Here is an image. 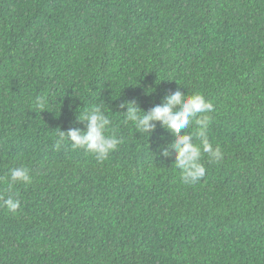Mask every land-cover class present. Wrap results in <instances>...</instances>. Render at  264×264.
<instances>
[{
  "label": "trees",
  "instance_id": "16d2710c",
  "mask_svg": "<svg viewBox=\"0 0 264 264\" xmlns=\"http://www.w3.org/2000/svg\"><path fill=\"white\" fill-rule=\"evenodd\" d=\"M178 89L214 105L223 154L194 184L173 134L120 107ZM95 106L118 149H57ZM16 167L30 184L9 185ZM0 195L21 202L0 207V264H264V0H0Z\"/></svg>",
  "mask_w": 264,
  "mask_h": 264
},
{
  "label": "clouds",
  "instance_id": "9594fccd",
  "mask_svg": "<svg viewBox=\"0 0 264 264\" xmlns=\"http://www.w3.org/2000/svg\"><path fill=\"white\" fill-rule=\"evenodd\" d=\"M38 107L43 108L45 101L42 97L36 100ZM120 107L127 108L125 119L131 122L136 131L142 135H150L156 128L153 122H159L162 127L169 130L174 140L170 148L175 152L174 165L180 170L181 180L184 184H194L201 180L206 174V168L201 159L207 154L209 162L220 161L223 158L221 148L213 146L208 139L209 128L212 119L207 113L214 110V105L206 100L201 93L187 95L180 89L167 95L160 105L154 106L149 111L141 110L134 101L125 102ZM81 121L87 120V130L69 129L67 132H56L55 147L59 149L62 144L69 143L73 149H82L92 154L98 161L106 160L109 155L116 151L123 142L115 134L106 135L111 120L100 106L91 107L82 112L79 117ZM193 123L196 131L189 134L178 135L181 129H188ZM193 136L199 143H192ZM168 155V149L163 152ZM32 177L26 167L10 169L9 185L16 183L30 184ZM0 207L6 208L15 214L21 207V202L15 195L7 197L0 195Z\"/></svg>",
  "mask_w": 264,
  "mask_h": 264
}]
</instances>
